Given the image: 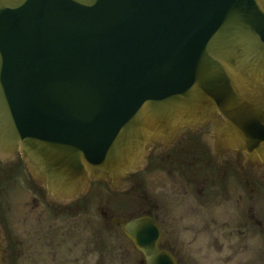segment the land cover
<instances>
[{
	"label": "water",
	"instance_id": "1",
	"mask_svg": "<svg viewBox=\"0 0 264 264\" xmlns=\"http://www.w3.org/2000/svg\"><path fill=\"white\" fill-rule=\"evenodd\" d=\"M261 41L264 0H0V161L20 153L68 202L95 182L120 189L153 146L218 112L263 156ZM116 224L146 264H177L150 217Z\"/></svg>",
	"mask_w": 264,
	"mask_h": 264
},
{
	"label": "flooded vegetation",
	"instance_id": "2",
	"mask_svg": "<svg viewBox=\"0 0 264 264\" xmlns=\"http://www.w3.org/2000/svg\"><path fill=\"white\" fill-rule=\"evenodd\" d=\"M228 81L235 85L233 92L247 94V102L251 99L253 88L245 87L249 80L232 76ZM226 123L218 112L196 127L179 129L171 143L151 149L136 174L150 168L166 170L165 219L155 197L139 216L105 215L108 223L119 227L118 220L150 217L161 232L158 249L171 254L177 264H264V155L238 148L224 133ZM16 164L30 176L20 153L0 161L8 170ZM26 208L21 238L16 220L0 207L6 264H74V199L33 197ZM140 264H146L144 258Z\"/></svg>",
	"mask_w": 264,
	"mask_h": 264
},
{
	"label": "rangeland",
	"instance_id": "3",
	"mask_svg": "<svg viewBox=\"0 0 264 264\" xmlns=\"http://www.w3.org/2000/svg\"><path fill=\"white\" fill-rule=\"evenodd\" d=\"M9 167V170L0 167V207L6 217L16 220L22 238L25 230L22 227L23 214L28 209L26 202L33 197L43 200L48 196L34 183L24 166L16 164ZM166 180L165 169L150 168L140 175H131L128 184L120 189H112L105 182L92 183L84 195L74 200V264H140L143 259L141 254L119 227L109 224V218L104 216L137 217L157 197L163 206L165 219ZM42 208L45 209V206L42 205ZM46 213H49L47 208ZM163 229L165 240L167 234Z\"/></svg>",
	"mask_w": 264,
	"mask_h": 264
}]
</instances>
